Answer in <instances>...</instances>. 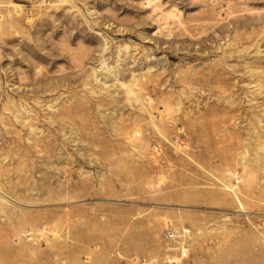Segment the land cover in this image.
<instances>
[{
    "label": "rangeland",
    "instance_id": "1",
    "mask_svg": "<svg viewBox=\"0 0 264 264\" xmlns=\"http://www.w3.org/2000/svg\"><path fill=\"white\" fill-rule=\"evenodd\" d=\"M136 257L264 264V0H0V264Z\"/></svg>",
    "mask_w": 264,
    "mask_h": 264
},
{
    "label": "built area",
    "instance_id": "2",
    "mask_svg": "<svg viewBox=\"0 0 264 264\" xmlns=\"http://www.w3.org/2000/svg\"><path fill=\"white\" fill-rule=\"evenodd\" d=\"M170 236H171V238H174L175 236L173 235V234H170ZM188 256V254H183V257H187ZM175 259H170L169 260V264H173V263H175ZM131 263L132 264H153V262H151V261H149V260H145V259H142V258H138V257H136V258H134V259H132L131 260Z\"/></svg>",
    "mask_w": 264,
    "mask_h": 264
}]
</instances>
